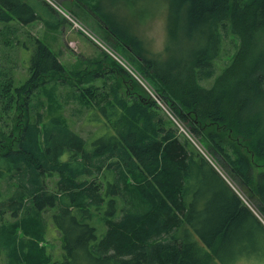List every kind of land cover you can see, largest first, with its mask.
I'll use <instances>...</instances> for the list:
<instances>
[{
	"label": "trees",
	"instance_id": "16d2710c",
	"mask_svg": "<svg viewBox=\"0 0 264 264\" xmlns=\"http://www.w3.org/2000/svg\"><path fill=\"white\" fill-rule=\"evenodd\" d=\"M165 2L157 51L112 15L100 24L209 159L136 81L121 88L127 73L114 61L108 69L86 61L75 74L89 66L91 80L77 89L36 41L27 79L5 82L0 93L23 121L17 149L0 150V179L16 187L0 189V216L12 219L0 225V251L11 264H264V0ZM3 20L28 24L39 15L0 0ZM228 32L238 45L217 70ZM60 90L79 103L84 96L98 130L90 140L50 115ZM45 176L56 177L52 189ZM49 211L63 248L52 262L36 242Z\"/></svg>",
	"mask_w": 264,
	"mask_h": 264
},
{
	"label": "rangeland",
	"instance_id": "374dc122",
	"mask_svg": "<svg viewBox=\"0 0 264 264\" xmlns=\"http://www.w3.org/2000/svg\"><path fill=\"white\" fill-rule=\"evenodd\" d=\"M31 6L35 13L39 15V20L23 24L18 20L9 22L0 21V93L2 85L11 81L14 85H20L29 75V60L36 41H40L51 49L58 60L64 65L68 73V83L75 88L86 85L91 79L86 76L90 67H86L85 72L76 75L75 71L85 68L86 61H104L106 69L114 61L122 67L128 74H124L118 83L123 90L132 89V79L136 81L150 97L160 106L162 114L176 123L179 131L208 159L199 141L191 138L183 126L176 121L169 106L160 100L156 89L152 84L141 77L137 71V66L133 63L131 55L126 52L118 43L109 38L101 26L100 21L104 15H112L117 22L135 34L138 39L150 49L159 50L163 47L166 39V16L167 2L165 0H20ZM53 12H48L50 8ZM1 9H5L2 8ZM55 18L56 24L52 26ZM104 24V23H103ZM222 40V55L217 62V70L224 66L227 60L236 50L238 40L229 32L224 33ZM113 60L108 61L107 56ZM134 58V57H133ZM103 59V60H101ZM91 66V65H90ZM114 67V66H113ZM92 70V69H91ZM97 70V69H96ZM114 70V69H111ZM93 71V70H92ZM219 72V71H218ZM212 79L202 82L204 86H210ZM111 81H107L110 85ZM70 89V88H69ZM69 91V90H68ZM59 101L50 108V115L61 114L71 128L82 137L90 140L98 132L94 124L88 123V107L84 96L83 103L77 102L78 98L72 92L60 90ZM264 104V97H261ZM5 102L0 96V150H5L8 146L17 149V140L21 131L22 122L17 116L20 112L15 109L4 108ZM216 167V166H215ZM219 170V169H218ZM45 185L48 189L54 186L55 178L45 176ZM9 177L0 179V189L3 192L14 190L15 183ZM13 183V185L11 184ZM11 193V192H10ZM51 213H42L41 227L43 230L42 243L37 245L45 249V256L52 261H57L63 252L62 239L58 231L52 224ZM12 219L9 214L0 216V225L10 223ZM41 221V222H42ZM18 239L24 240L21 232L17 233ZM33 241V239H32ZM8 256L0 251V264H11ZM243 264V263H238Z\"/></svg>",
	"mask_w": 264,
	"mask_h": 264
}]
</instances>
